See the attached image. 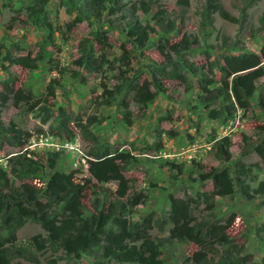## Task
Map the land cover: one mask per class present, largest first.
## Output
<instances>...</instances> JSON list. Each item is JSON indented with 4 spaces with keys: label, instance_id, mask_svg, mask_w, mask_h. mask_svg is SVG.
<instances>
[{
    "label": "rangeland",
    "instance_id": "1",
    "mask_svg": "<svg viewBox=\"0 0 264 264\" xmlns=\"http://www.w3.org/2000/svg\"><path fill=\"white\" fill-rule=\"evenodd\" d=\"M46 1L45 22L51 27L52 39L45 46L44 60L32 71L17 65L7 67L15 78L12 89L28 90L29 96L23 101L9 96L0 110L1 169L8 170L7 157L25 153L40 162L42 169L34 178L22 182L43 191L52 175L46 155L57 153L56 170L68 185L82 190L83 217L106 213L109 204L118 199L114 195L116 186L113 182H97L88 174L87 162L92 159L87 152L93 146V136L114 154L128 155L130 164L122 175L129 180L130 189L118 202L126 204L131 196H139L142 202L129 212L125 208L122 215L129 223H140L152 215L145 231L158 246L163 264H198L203 258L216 261L222 251L216 244L204 252L191 242L177 240L184 222L170 206L168 196L193 200L188 202L192 223L222 225L231 218L226 236L239 247V255L248 256V264H260L264 255V234L256 232L264 224L260 198L246 201L237 187L229 196H211V181L199 176L210 170H225L233 184L235 172L242 164L250 189L264 181V157L259 158L252 151L259 138L256 128L264 125V110L259 108V100L264 97V78L252 79L248 71L230 74L223 69L221 60L223 56L252 53L264 63V0H214L228 20L218 13L205 14L206 0H187L183 10L176 5L177 0H154L149 14L136 15L142 26L154 31L142 48L135 46L134 38L126 36L125 20L113 18V27L104 24L106 18L72 24L77 4ZM121 1L127 6L147 2ZM32 5L33 0H0V34L12 57L33 58L42 42L43 30L37 32L24 20L25 7ZM156 10L162 11L159 14L164 20L181 13L177 16L181 18L178 29L162 36L151 20ZM94 33L104 37L103 45L93 40ZM83 40L92 46L95 72L87 73L73 64ZM182 44L187 45L186 50L178 49ZM174 45L179 51L171 49ZM189 66L201 68V76L189 73ZM174 69L184 81L170 76ZM207 69L208 76H203ZM208 77L215 81L210 87L221 86L229 94L231 116L223 121L209 120L203 110L191 108L198 93L195 80ZM5 78L0 70V82ZM153 78L159 80L163 91L155 92L144 107L135 104L136 88L145 86L155 91ZM47 87L52 89V95ZM210 109L217 110V106ZM61 113L68 133L54 129ZM9 129L20 132L19 148L8 144L12 137ZM222 137L231 141L227 162L214 157L213 145ZM253 177L254 181L249 182ZM154 219L160 223L163 220V224L157 225ZM36 235L45 238V233L31 221L18 228L15 245L24 253L10 258V264H33V259L38 264H94L93 258L85 254L74 258L61 250L26 248L24 243Z\"/></svg>",
    "mask_w": 264,
    "mask_h": 264
},
{
    "label": "trees",
    "instance_id": "2",
    "mask_svg": "<svg viewBox=\"0 0 264 264\" xmlns=\"http://www.w3.org/2000/svg\"><path fill=\"white\" fill-rule=\"evenodd\" d=\"M70 2L77 4L72 24L84 20L99 22L101 19L106 18L104 24L113 27V18L121 22L125 20L128 26L126 36L129 39L134 38L132 41L135 46L140 48L144 47L148 36L154 33L152 27L142 26L136 19L137 12L142 14L151 12L155 4L154 0H147L146 4L139 1L137 6L135 4L127 6L121 0H67V3ZM46 3V0H33V5L25 7L24 10V20L28 21L37 32L40 33L42 30L44 32L38 52L33 58L28 55L12 57L8 47L0 43V70L6 75V78L0 82V110L4 108L9 96L14 97V100L22 101L29 96L28 90L16 89L14 91L12 89L15 78L8 72L7 67L17 65L32 71L37 69L38 64L44 60L45 46L52 39L51 27L45 22L47 19L44 10ZM176 5H179L180 9L183 10L187 7L188 1L177 0ZM204 12L205 14L218 13L223 19H229L222 7L214 3V0H206ZM159 13H162V11H154L151 20L162 36H167L178 29L177 25L181 23V18L177 16H180L181 13L172 19L166 20L161 18ZM92 38L100 45H103L105 40L98 33H94ZM175 47L176 45L172 46L171 49L175 51L187 49L185 44L177 46L179 50H176ZM77 52L78 56L73 61L76 68L84 69L87 73L95 72L97 69L92 57L93 49L87 40L79 42ZM221 60L223 69L230 74L248 71L252 79L264 78V63L255 54L228 55L223 56ZM188 71L195 77L197 75L201 76L200 72H202L201 68L190 66ZM209 72L207 69L203 76H208ZM76 75V73H73V76ZM170 76L175 80L184 81L183 75L176 69L170 73ZM210 78L195 80L198 93L191 108L192 110H203L209 120L223 121L226 117L231 116V110L228 107V104H230L229 94L221 86L210 87V85L215 84V81ZM151 84L155 89L154 92H151L145 86L135 89V104L144 107L146 103L154 98L155 92L161 93L163 91L159 80L153 78ZM47 90L50 95L53 94L50 87H47ZM213 105L217 106V110L210 109ZM259 108L264 110V97L259 100ZM54 129L68 133L64 127L62 113L57 115ZM0 131H3L1 126ZM8 131L12 133V137L8 138V144L12 148H19L21 146L18 143L20 132L10 129ZM256 131V136H259V138L256 141L257 143L252 146V151L259 158H262L264 157V125L257 127ZM86 134L91 137L88 131ZM91 142L93 146L87 152V156L92 159L87 162L89 176L100 183L113 182L116 186L114 195L118 199L125 197L130 188L129 180L125 179L122 173L130 164L128 155L114 154L108 148H103L93 136ZM230 147L231 141L228 137L217 140L213 145L214 157L217 160L227 162L230 158ZM58 158L57 153L46 155V164L52 171V175L45 182L43 191L22 182L24 179L34 178L42 169L40 162L26 157L25 153L17 152L7 157L5 159L7 171L0 167V264H10V258L23 255L24 251L15 245V233L26 221L36 223L45 233V238L36 235L24 243V246L31 250L39 251L51 248L53 251L61 250L66 256L71 255L74 258H77L80 254H85L93 258L94 264H163L158 246L147 238L145 231L149 228L152 215H149L147 219H143L140 223H129L122 215L125 208L129 212L135 206L141 204L142 201L139 200V196H131L126 204H121L116 199L115 202L109 204L106 213L97 212L88 217H83V205L80 202L83 196L82 190L79 187L68 185L64 177L56 170L55 164ZM198 168L200 169L201 166H198ZM239 168L235 172L233 184L232 179L225 170L220 172L210 170L206 174H200L199 177L201 180L211 181V196H229L234 192L233 188L237 187V192L244 200L250 201L258 197L260 198V204L264 206V181L258 182L256 188L250 189L244 180L247 173H245L243 165L239 164ZM253 181L254 177L249 179V182ZM202 196L205 197V194H202ZM168 201L178 218L184 222L182 233L177 234L179 242H191L204 252H209L212 244L222 248L216 261H212L211 258H203L198 264L249 263L248 256L239 255V247L225 234V230L231 225V218H228L222 225L207 222L195 224L191 222L188 208V202L193 200H174L168 196ZM197 201L198 199H196ZM153 222L158 223L157 225L163 224V220L160 223L159 220L154 219ZM256 232L264 234V224L260 225ZM138 242H140V245H137ZM32 262L38 264L35 259ZM260 264H264V255L260 260Z\"/></svg>",
    "mask_w": 264,
    "mask_h": 264
},
{
    "label": "crops",
    "instance_id": "3",
    "mask_svg": "<svg viewBox=\"0 0 264 264\" xmlns=\"http://www.w3.org/2000/svg\"><path fill=\"white\" fill-rule=\"evenodd\" d=\"M3 1V0H2ZM10 38H11V36H10ZM0 43H2V44H4L5 42H4V39H3V37H2V34H0Z\"/></svg>",
    "mask_w": 264,
    "mask_h": 264
}]
</instances>
